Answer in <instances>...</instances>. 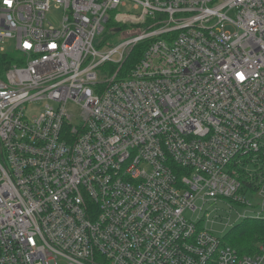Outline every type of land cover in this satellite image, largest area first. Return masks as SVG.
Returning a JSON list of instances; mask_svg holds the SVG:
<instances>
[{
  "label": "built area",
  "instance_id": "1",
  "mask_svg": "<svg viewBox=\"0 0 264 264\" xmlns=\"http://www.w3.org/2000/svg\"><path fill=\"white\" fill-rule=\"evenodd\" d=\"M109 20L143 27L100 51ZM11 51L0 264H264V242L242 255L214 230L247 194L263 204L238 219L264 220V0H0Z\"/></svg>",
  "mask_w": 264,
  "mask_h": 264
},
{
  "label": "rangeland",
  "instance_id": "2",
  "mask_svg": "<svg viewBox=\"0 0 264 264\" xmlns=\"http://www.w3.org/2000/svg\"><path fill=\"white\" fill-rule=\"evenodd\" d=\"M118 11L122 14L132 15V16H139L142 13V11L139 9L135 10L133 8V4L131 2L128 3L127 8H120ZM60 17H61V14L59 12L52 13V14L48 15V21L57 25L58 21L60 20ZM114 24H115V22H114ZM149 24H150L149 21H147L146 25H149ZM105 26H106V29H105L104 33L101 34L100 36H98L96 39V42H95L96 48H98V50H100V51H105L110 46H115V45L123 42L124 40H126V37H128L130 34L135 33L141 27H143L142 24H139L137 22H132V23H129L128 25L127 24H115V25H112L110 27V24H106ZM115 29H117V30L120 29V32L113 33V31ZM132 56H133V54H132ZM129 58L130 59H128L127 63L125 62L126 64H124L122 67L121 75L118 74L119 79L126 78L127 73L131 70V68L140 59L139 58L136 62H134V64L131 67H129V69H127L128 63H130L129 61L132 58L131 55ZM114 70H115V68L112 67V65H109V64L104 65L100 69V73H99L100 79H104L106 76L112 75ZM45 104H46V102L32 103L31 105L28 106V109L26 110V116L28 118H32L33 116L38 115L43 110ZM68 108H69V111L72 114H74L75 116H78L81 112L79 106L74 105L72 103L68 104ZM260 167L264 168V165H260ZM245 169L248 172H250V171L255 172L258 169V167L254 166V165H246ZM243 173H245V172H243ZM246 198H247V201L250 203V206H248V207L235 206L236 211L233 212L230 221L228 220L227 214L224 213V211L222 210L223 207L221 206L222 211L219 212V214L223 218L219 219L214 224V230L218 236L223 237V238L224 237L226 238L227 236H229L231 234V232H233V230L235 228H237V226H239L243 222H246V220H242L241 218L238 219L239 218L238 214H248L250 217H253V210L254 209L257 210L260 207V205L263 204V200L261 198H258L257 195L251 196V195L247 194ZM226 224H228V226H226Z\"/></svg>",
  "mask_w": 264,
  "mask_h": 264
},
{
  "label": "trees",
  "instance_id": "3",
  "mask_svg": "<svg viewBox=\"0 0 264 264\" xmlns=\"http://www.w3.org/2000/svg\"><path fill=\"white\" fill-rule=\"evenodd\" d=\"M108 24H110V27L112 25H115L113 20H109ZM145 47H146V43H141L133 50V52L130 54L132 58L129 61L130 63H128L127 69H129V67H131L134 64V62H136L139 58L141 59ZM18 61H19V54L16 52L11 51L4 54H0V76H2L3 73L9 67H11L12 65H16ZM261 158L264 161L263 154L261 155ZM263 163L264 162H262V164ZM261 169L263 171V168ZM225 240H227V242L232 247L237 249L240 254L254 255L255 253H257L258 244L264 242V220L251 219V220H247L246 222H243L242 224L237 226V228H235L233 232H231V234L225 238Z\"/></svg>",
  "mask_w": 264,
  "mask_h": 264
},
{
  "label": "snow or ice",
  "instance_id": "4",
  "mask_svg": "<svg viewBox=\"0 0 264 264\" xmlns=\"http://www.w3.org/2000/svg\"><path fill=\"white\" fill-rule=\"evenodd\" d=\"M11 0H5V3H9L10 4Z\"/></svg>",
  "mask_w": 264,
  "mask_h": 264
},
{
  "label": "water",
  "instance_id": "5",
  "mask_svg": "<svg viewBox=\"0 0 264 264\" xmlns=\"http://www.w3.org/2000/svg\"><path fill=\"white\" fill-rule=\"evenodd\" d=\"M116 32H120V29H118Z\"/></svg>",
  "mask_w": 264,
  "mask_h": 264
}]
</instances>
